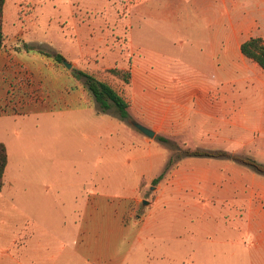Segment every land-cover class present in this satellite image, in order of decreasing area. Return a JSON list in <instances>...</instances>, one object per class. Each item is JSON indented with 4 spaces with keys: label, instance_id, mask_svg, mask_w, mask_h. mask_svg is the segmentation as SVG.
<instances>
[{
    "label": "crops",
    "instance_id": "0c3cea01",
    "mask_svg": "<svg viewBox=\"0 0 264 264\" xmlns=\"http://www.w3.org/2000/svg\"><path fill=\"white\" fill-rule=\"evenodd\" d=\"M259 1L248 13L235 7L225 20L218 15L221 31L204 40L199 62L186 72L172 71V79L171 70L136 71L133 54L128 51L129 58L121 57L113 43L117 36L96 34L89 23L76 20L70 24L72 42L107 45V49L93 51L92 47L72 58L67 52L44 53L37 46L46 40L29 39L30 31L41 25L58 28L50 21L34 20L43 15V1H5L0 118H33L56 130L68 122L88 125L93 123L89 113L96 103L72 69L98 75L112 67H127L132 76L124 94L120 92L130 103L131 125L117 115L104 137L110 152L106 157L117 166L105 164L106 179L99 191L86 193L80 214L69 217L70 222L59 230L41 232L44 240L39 251L48 255H39L30 264H189L186 253H197L196 249L199 264H208L206 244L215 241L208 243L207 238L217 231L255 238L264 246V174L234 159L248 157L264 164V70L241 51L242 43L253 37L264 44V0ZM60 27L50 32L51 43L52 38L62 40ZM121 35L126 45L133 43L130 33ZM57 53L71 59L72 67L59 62ZM133 121L152 130L153 137L134 127ZM172 141L178 143L175 157L167 148ZM193 150L230 156L186 154ZM98 201L113 204L114 210L101 211ZM22 237L17 252H31L32 234ZM15 241H10L12 248ZM226 243L233 248L237 239ZM3 253L5 264L19 263L11 250L3 249Z\"/></svg>",
    "mask_w": 264,
    "mask_h": 264
},
{
    "label": "rangeland",
    "instance_id": "374dc122",
    "mask_svg": "<svg viewBox=\"0 0 264 264\" xmlns=\"http://www.w3.org/2000/svg\"><path fill=\"white\" fill-rule=\"evenodd\" d=\"M42 1L43 15L38 14L34 20L41 24L50 21L58 27L44 29L41 25L40 29L30 31L29 39L32 41L36 38L46 40L37 46L42 52H67L69 55H65L68 57L73 54L79 57L81 50L86 53L92 47L93 51L107 49V45L81 46L72 42L74 37L70 35L73 33L70 24L76 20L85 25L89 23L96 34L103 32L117 36L113 43L122 52L121 57L129 58L128 51L133 54L132 63L136 71L151 68L171 70V79L172 71L183 73L193 63L199 62L197 57L205 51L204 40L221 31L218 15L225 20L231 8L248 13L256 8L257 2L260 3L259 0ZM15 8H19L18 4ZM223 25L227 26L224 21ZM60 26L63 27L62 40L52 38L51 43L50 32H58ZM125 31L131 34V45H126L121 35ZM43 32L47 35L44 36ZM68 60L64 58L62 62L72 65L71 59ZM111 69L113 67L94 76L124 94L127 85L119 76L111 74ZM91 112L89 117H93V123L73 125L68 122L57 130L49 125L41 126L33 118H0V142L6 145L9 158L6 185L0 191V264L7 261L6 252L1 254L3 249L14 252L18 264H30L39 255L46 257V251H39L44 240L41 232L59 230L65 222H70L69 217L80 214L86 193L99 191V185L105 181L102 172L105 164L117 166L114 159L106 157L110 152L105 147L104 138L110 122L115 124L117 113L114 108L103 113L97 106ZM127 123L131 125L130 121ZM175 145L178 146L175 141H172V149L167 145L171 157L176 155ZM98 204L103 212L114 210L111 203L98 201ZM28 232L32 234L31 252L30 249L25 254L17 252L23 244L22 236ZM192 236L190 234L191 239ZM12 238L16 239L14 248L10 245ZM236 239L237 244L233 248L226 243ZM211 240L215 242L206 244L208 264H263L264 246L255 238L230 237L217 231L207 238L208 243ZM198 251L186 253L187 263L199 264ZM205 256L201 254V259Z\"/></svg>",
    "mask_w": 264,
    "mask_h": 264
},
{
    "label": "trees",
    "instance_id": "16d2710c",
    "mask_svg": "<svg viewBox=\"0 0 264 264\" xmlns=\"http://www.w3.org/2000/svg\"><path fill=\"white\" fill-rule=\"evenodd\" d=\"M6 0H0V51L5 43V33L3 30V14H4V5ZM241 51L245 57L256 62L264 70V44L261 38L253 37L243 42L241 45ZM56 59L59 62L64 60V57L61 54H56ZM113 75L119 76L126 85H129L131 82V72L129 69H117L113 68L109 70ZM72 74L78 80H80L88 92L94 98L97 108L103 113H108L111 109H115L118 117L123 121H128L130 119L129 107L130 103L126 98L117 91L114 86L110 83L96 78L93 74H90L86 71L79 69H72ZM160 141L168 142L167 139L158 137ZM187 155L195 156H209V155H218V156H230L227 152H204L193 150L186 152ZM234 159L242 162L259 173L264 174V164H260L252 158L234 156ZM172 159L168 162V165H171ZM8 165V152L6 145L0 142V191L3 190L5 186V172ZM167 169V168H166ZM165 173V172H164ZM161 174L158 178L153 180V185L157 184L159 180L163 177Z\"/></svg>",
    "mask_w": 264,
    "mask_h": 264
},
{
    "label": "water",
    "instance_id": "95a60500",
    "mask_svg": "<svg viewBox=\"0 0 264 264\" xmlns=\"http://www.w3.org/2000/svg\"><path fill=\"white\" fill-rule=\"evenodd\" d=\"M63 63L65 64V66L67 68H71L72 67V65L69 64L67 61H64ZM132 125L134 127H136L138 130H140L141 132H143L145 135H147L149 137H153L154 132L152 130H150V129H148V128H146V127L142 126L141 124H138L137 122H134V121L132 122ZM147 203H148L147 201L143 202L144 205H146Z\"/></svg>",
    "mask_w": 264,
    "mask_h": 264
}]
</instances>
